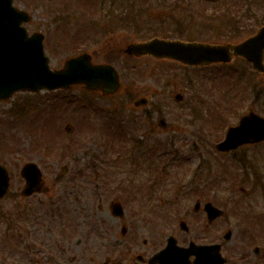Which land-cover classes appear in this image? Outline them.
Returning <instances> with one entry per match:
<instances>
[{
  "label": "rangeland",
  "instance_id": "374dc122",
  "mask_svg": "<svg viewBox=\"0 0 264 264\" xmlns=\"http://www.w3.org/2000/svg\"><path fill=\"white\" fill-rule=\"evenodd\" d=\"M111 1L14 0L15 7L31 16L25 25L28 33L45 36L53 69L87 51L93 62L114 65L122 92L103 99L74 87L66 96L88 104V109L77 113L63 105L62 91L15 93L0 101V165L10 175L8 194L0 201V264H100L129 235L146 240L144 252L152 254L169 235L185 241L192 238L179 233L178 222L187 218L189 228L198 229V223L187 217L195 214L197 199L224 211L210 224L207 237L210 244H221L227 264L263 262L264 142L238 151L250 161L246 168L218 154L214 146L241 115L251 110L264 117V76L237 59L229 65L188 70L171 61L123 56L131 42L168 34L169 18L175 15L158 19L155 7L129 17L112 14ZM248 1L257 2L254 9L246 10L254 21L243 19L238 42L264 25V0ZM192 15L201 32L199 27H207L209 21L196 12ZM130 21L135 24L129 25ZM213 23L222 26L219 20ZM60 24L63 36L58 35ZM134 26H142L140 36H147L138 40ZM67 44L72 48L65 51ZM231 71L242 72V81L236 82L235 74L222 75ZM177 93L183 96L181 103L174 99ZM141 97L148 99V106L133 108V101ZM47 99L48 106L60 101L56 113L47 105L25 103ZM41 108L45 111L36 117ZM116 115L120 116L113 119ZM160 117L166 121L165 129L156 126ZM105 121L114 130L122 121L123 136L128 132L130 138L121 142L119 134L103 126ZM66 123L74 127L70 135L64 132ZM29 162L42 171L43 188L22 199L19 171ZM115 201L124 209L122 218L112 215L110 203ZM198 213L200 225H205L202 209ZM227 229L232 231L229 242L222 239ZM255 246L258 255L253 253Z\"/></svg>",
  "mask_w": 264,
  "mask_h": 264
},
{
  "label": "water",
  "instance_id": "95a60500",
  "mask_svg": "<svg viewBox=\"0 0 264 264\" xmlns=\"http://www.w3.org/2000/svg\"><path fill=\"white\" fill-rule=\"evenodd\" d=\"M13 0H0V100H7L17 91L39 92L68 89L72 85L81 84L87 90L100 91L104 95L115 94L119 89L118 75L110 65H94L87 53L70 58L65 61L61 70H51L49 59L43 51V36L35 33L28 37L26 30L21 26L29 21V16L17 10L12 5ZM235 55H241L253 63L254 68L264 73V27L258 34L239 46L233 47ZM125 53L137 57L153 55L158 58H171L189 66L210 64L218 61H229L227 51L219 47L206 45L182 44L179 42H166L154 39L143 44H130ZM176 100H181L179 95ZM147 101L140 99L135 106L145 105ZM158 124L165 126L164 120ZM67 132L72 127H65ZM264 140V119L254 113L243 117L239 125L230 128L223 142L216 146L221 152L238 148L241 145L258 143ZM21 176L26 185L21 195L30 196L39 191L41 187V173L34 164H26L21 170ZM8 174L0 166V199L8 188ZM199 206L196 204L195 210ZM209 221L222 215L210 203L204 206ZM116 214H122L119 204L114 205ZM230 231L224 238L229 239ZM191 254L196 256L194 264H224L220 258L219 246L192 248ZM188 251L178 249L174 241L154 260L159 264H188Z\"/></svg>",
  "mask_w": 264,
  "mask_h": 264
},
{
  "label": "flooded vegetation",
  "instance_id": "af4514ba",
  "mask_svg": "<svg viewBox=\"0 0 264 264\" xmlns=\"http://www.w3.org/2000/svg\"><path fill=\"white\" fill-rule=\"evenodd\" d=\"M136 2L140 4V7L138 6L135 7L139 8L140 10H143L142 7L144 8L155 7L157 10H159V13L157 14L158 19L162 17L165 18V16H167L168 13L175 15V17L169 18L171 20L168 22V25L170 26L168 27L169 28L168 34L153 35L149 39L146 40L141 39L140 42H144L152 38H159L161 40H174L183 43L195 42V43L205 44L211 47L222 48L225 51H227L226 54L230 56H234V50L232 47L243 41L242 40L238 42V38H240V34H241L240 31H242L243 28V13H245V15L250 14V17L247 18L248 19L251 18L253 20L252 18L253 15H251L249 10L247 12L246 10L248 8L254 9L255 8L254 6H256L257 4V2L251 1L250 7H244V0H136ZM195 12L198 13L200 18H205V20L209 21L207 27L206 25H204L203 27H199L202 30L201 32L197 28H195L201 25L200 22L194 21L192 17L193 16L192 14H194ZM215 20H219L222 23V26L223 25L225 26L224 27L215 26V24L213 23ZM142 26H146V25H142ZM142 26L135 27L136 29L135 34L139 33L138 36H135L136 38H138V40L140 38H145V36H147V34H143V36H140L141 31L143 30ZM217 36L219 38L220 37L223 38V41L209 42L202 40V38L211 40L212 37H217ZM129 57L132 59H136L134 56H129ZM144 57L155 59L152 56H144ZM236 59L243 61L242 58L234 57L232 62ZM157 61L161 62V61H170V60H157ZM216 65L218 64L209 65L207 67L216 66ZM148 104L149 102H147L145 107H147ZM132 105L133 106L135 105L134 101ZM133 108L139 109L144 107H133ZM158 120L159 118L156 121V126L159 128V125L157 124ZM246 147H250V146H246ZM240 149L230 151L227 153H218V152L217 153L223 157L229 156L233 158V157H237L236 155L238 151H240ZM197 201L200 202L199 199H197L196 202ZM200 209L201 208H199L197 212L193 210L195 214L187 215V217L192 218L193 221H196L198 223L197 230L195 226H191L189 228L188 223L185 221V219L187 220V218L185 219L183 218L184 220L182 219L179 220L178 222L179 233L184 236L191 235L192 238H189L187 241H185L179 238L180 235L176 236L173 234V236L176 239V244L178 247L187 248L192 244L200 245V246L210 245L209 237H207L208 228L210 224H208L206 220L205 225L204 224L200 225V222L202 223L203 221L201 218L202 215L198 213ZM203 216L206 219L205 213L203 214ZM180 221L185 222L184 225L185 227L181 226ZM126 232L127 231H125L123 235H125ZM146 242H147L146 240H141L140 238L136 239L134 236L129 235L126 238L125 242L121 241L120 245L116 246L117 247L116 249L115 247H112V250H109L107 252L106 256L102 259L100 264H157L156 262L151 263V258L155 252L152 254H146L144 252ZM157 243H161V241L158 240ZM163 243H166V239L163 241ZM113 250H117V251H114L113 253L112 252ZM188 252L189 255L187 257V262L192 263L195 257L191 255V250H189Z\"/></svg>",
  "mask_w": 264,
  "mask_h": 264
},
{
  "label": "trees",
  "instance_id": "16d2710c",
  "mask_svg": "<svg viewBox=\"0 0 264 264\" xmlns=\"http://www.w3.org/2000/svg\"><path fill=\"white\" fill-rule=\"evenodd\" d=\"M60 12H62V10H60ZM57 15H59V14H57ZM57 16L56 17H54V21L56 22V20H57Z\"/></svg>",
  "mask_w": 264,
  "mask_h": 264
}]
</instances>
